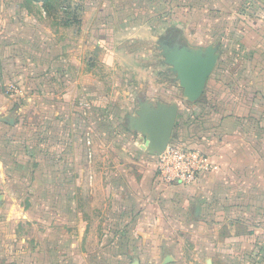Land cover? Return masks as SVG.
Masks as SVG:
<instances>
[{
	"label": "crops",
	"instance_id": "1",
	"mask_svg": "<svg viewBox=\"0 0 264 264\" xmlns=\"http://www.w3.org/2000/svg\"><path fill=\"white\" fill-rule=\"evenodd\" d=\"M54 4L0 0V264H101V246L84 253L85 234L120 240L115 254L127 264L134 259L139 264L186 261L185 252L202 264H243L250 253L259 257L253 264H264V0H127L124 8L113 7L125 18L121 31L110 33L112 64L120 66L112 78V98L118 101L112 109L123 112V129L134 132L130 139L138 142L133 153L144 156L148 167L134 161L140 165L138 176L126 167L114 168L108 186L114 217L99 231L90 223L94 216L82 209L85 192L97 187L91 161L86 153H76L80 123L72 106H83L68 98L56 105L51 97L58 69L62 79H69L75 68V88L84 87L90 77L79 74V58L91 39L82 23L75 37L57 44L52 27L38 23L52 15ZM57 8L61 15L70 10ZM72 9L83 12L78 5ZM173 15L176 38L168 45L172 52L160 49L163 62L170 64V54L181 51L200 56L210 51L216 58L196 99L175 71L173 87L155 84L154 75L142 93L136 92L129 69L139 59L116 41H133L132 26L154 39L143 25ZM93 38V47H100ZM99 83L91 79V91L101 88ZM78 99L76 104H83L84 98ZM172 106L176 117L170 143L198 149L209 163L189 188L158 177L157 153L150 152L155 145L143 124L144 112ZM95 205L100 203L92 200ZM24 227H33L34 233L25 235ZM188 237L201 247L183 249Z\"/></svg>",
	"mask_w": 264,
	"mask_h": 264
},
{
	"label": "rangeland",
	"instance_id": "2",
	"mask_svg": "<svg viewBox=\"0 0 264 264\" xmlns=\"http://www.w3.org/2000/svg\"><path fill=\"white\" fill-rule=\"evenodd\" d=\"M53 2L57 5H53L54 8L52 15L47 16L46 19L42 18L38 23L52 27L53 33L55 34L54 40H57V44H60V41L67 37H75L78 27L76 25H79L80 27L82 23L86 33V39H91L90 41H85L84 53L81 54L83 57L80 55L79 58V74L81 73V75L90 77L85 79V82L83 83L84 87L78 83L79 86H77V89L75 88L76 71L74 70V66V69L72 68L73 72H70L72 78L69 79H66L67 76H65V79H62V75L58 69L56 72L58 79L55 80L54 86L56 87H54V94L51 97L52 102L56 105L64 103L66 101L65 98H68L66 102L69 101L70 103H75L79 108L80 105L83 106V109H76L75 106H72L74 108V117L75 119L78 118L80 123V133L77 136L78 147L76 153L79 156L86 153V160L91 161L90 164H92L93 170L97 173L94 178L97 187H95V189L90 187L92 192H85L83 196L85 206L82 209L85 210L86 215L91 214L94 216L95 219L90 218L92 220L90 223H94L96 230L98 225L99 228L97 231H99L100 228L104 229V227H107L110 215L112 216V219L114 217V214L112 213L114 206L111 209V205L109 204L112 192H109L108 189L109 184L112 183L110 181L114 168L116 169L117 166H123L138 176L137 170L140 165L136 164L134 161L138 163H141L142 161L146 170L148 167L143 160L144 156L133 153L137 152L136 148L138 142L135 141V138H133V140L130 139L134 132L132 133L123 129L124 125L120 122V120L124 118V116L122 117L123 112H119L118 107L117 109H112V102H118L112 98V86L114 84L112 78L115 73H118L117 70L120 66L115 68V64H112V43L109 42H112L113 32L116 30L121 31L123 28V26L121 27V18L122 20L125 18L124 14L118 13L117 10V12L114 11L113 7L122 6V8H124L123 6L127 0H117V2L114 0H53ZM76 4L82 7L83 12H74L72 8L76 7ZM62 6L67 9L70 8L68 12L64 10L67 14L61 15L59 14V11H57V7L61 8ZM111 11L112 15L110 13ZM110 16L112 18L111 21L109 20ZM133 17L134 19L136 18V16ZM183 17H187V15H183ZM183 17L181 15L180 18ZM61 22L69 23V25H67L69 27H60L59 25ZM110 22H112V28L109 27ZM175 22L173 15L163 16L161 22L151 20L149 24H144V28L152 30L151 34L154 35V39L153 37L148 38L146 32L140 30L141 27L132 26L133 31L131 34L134 35L132 36L133 41H130V37H120L116 40L120 43L118 46H121L123 50L125 49L139 59L138 64L135 65L136 67L133 65V69H129L132 73L131 83L133 84L131 85H134V87L138 89L136 92L142 93V90L149 84L148 77L154 75L158 78L157 82H155V80L154 83L163 85L165 88H171L173 87V84L176 83L171 65L163 62V57L160 51L162 46H165V53L168 54L172 52L173 48L168 45L172 43V39L176 38V35L172 32V26ZM162 23H164V26ZM186 25L187 22L184 23L185 28ZM96 32L98 33L97 36ZM162 33L165 34L164 38H162ZM126 34H130V31ZM93 37H96V41H99L98 44L100 47L98 45L93 47V44H95L92 40L94 39ZM160 38H162V40ZM137 66L141 69H135ZM91 79H98L101 88L95 87V90L91 91ZM71 90H73L72 95L68 93L66 95V92ZM76 90H83V92L80 93L79 91V93L76 94ZM76 97L81 101V98H84L83 104H76ZM134 97L140 96L134 95ZM40 98L42 103L47 99L44 95L40 96ZM128 108H131V106ZM25 114H28V112ZM39 118H42L43 120L44 115L39 116ZM133 136L136 137V134H133ZM69 152L71 153L70 150ZM127 156H129V158ZM184 187L189 188L187 186ZM92 200H95V203L98 201L100 205L92 207ZM80 203L82 202L80 201ZM108 208H110V210ZM93 220L95 221L93 222ZM24 229H26V231L22 233L25 235L27 234V236L34 233V231H32L33 227H24ZM111 236L112 235H107L104 237L102 235V238L98 240V236L92 239L87 238V234H85L84 239L81 242L84 253L88 249H92V246L99 245L101 246V264H127V259L115 254V243L120 240H115ZM194 238L195 237L186 238L183 249L192 252L195 246L201 247L202 243L199 241L196 242V239ZM132 241L134 243L133 247H136L135 239ZM84 245H86V249L84 248ZM196 252V254H198V251ZM181 256L185 257L186 261H184L183 258H180L177 262L173 261L168 264H189V261H194L195 264H202L201 260L198 262L197 259H194L192 253L189 254L185 252ZM258 258V256L250 253L248 256H245L243 264H253ZM155 263L157 264L156 260H149L145 264Z\"/></svg>",
	"mask_w": 264,
	"mask_h": 264
},
{
	"label": "water",
	"instance_id": "3",
	"mask_svg": "<svg viewBox=\"0 0 264 264\" xmlns=\"http://www.w3.org/2000/svg\"><path fill=\"white\" fill-rule=\"evenodd\" d=\"M215 62L216 58L210 51L206 56L181 51L177 54H170L169 57L172 70L176 72L183 84L189 83L188 90L192 99L198 98L202 93L206 78L212 71ZM143 116L144 127L149 133L150 141L155 145V149L150 152L160 153L170 143L176 108L172 106L168 109L160 108L156 112L146 111ZM150 141L147 140V144ZM132 264H139V262L134 259Z\"/></svg>",
	"mask_w": 264,
	"mask_h": 264
},
{
	"label": "built area",
	"instance_id": "4",
	"mask_svg": "<svg viewBox=\"0 0 264 264\" xmlns=\"http://www.w3.org/2000/svg\"><path fill=\"white\" fill-rule=\"evenodd\" d=\"M208 168L206 155L198 149L170 143L156 156L158 177L167 183L192 185Z\"/></svg>",
	"mask_w": 264,
	"mask_h": 264
},
{
	"label": "trees",
	"instance_id": "5",
	"mask_svg": "<svg viewBox=\"0 0 264 264\" xmlns=\"http://www.w3.org/2000/svg\"><path fill=\"white\" fill-rule=\"evenodd\" d=\"M172 144V143H171Z\"/></svg>",
	"mask_w": 264,
	"mask_h": 264
}]
</instances>
